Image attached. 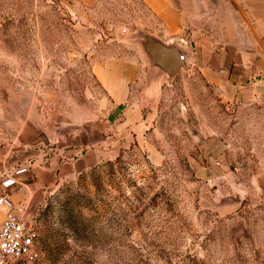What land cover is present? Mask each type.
Instances as JSON below:
<instances>
[{
	"label": "rangeland",
	"instance_id": "rangeland-1",
	"mask_svg": "<svg viewBox=\"0 0 264 264\" xmlns=\"http://www.w3.org/2000/svg\"><path fill=\"white\" fill-rule=\"evenodd\" d=\"M245 20L193 17L170 34L183 68L159 74L152 95L131 83L140 106L121 128L125 109L96 67L144 56L143 35L166 34L148 5L0 0V144L43 115L97 119L121 139L113 158L48 194L41 258L15 264H264V102L242 98V61L264 65V42L220 26Z\"/></svg>",
	"mask_w": 264,
	"mask_h": 264
},
{
	"label": "crops",
	"instance_id": "crops-1",
	"mask_svg": "<svg viewBox=\"0 0 264 264\" xmlns=\"http://www.w3.org/2000/svg\"><path fill=\"white\" fill-rule=\"evenodd\" d=\"M72 1L78 6L90 7L95 6L99 0ZM143 1L164 23L165 35L150 32L163 41H167L170 34L178 31L183 33L180 29L190 25L193 17L223 16L228 19L246 20L244 23L223 21L220 26H243L254 33L257 40L264 42V0ZM201 3H205V6ZM141 51L143 53L140 47ZM143 54L144 56L139 55L134 59L107 58L96 67L98 78L113 99L114 107L123 106L125 109L126 117L122 118L121 128L135 125L134 115L140 106L134 98L130 99L131 83L137 79L143 82L145 80L144 91L151 95L155 94L163 83V79L151 73V59L146 52ZM242 66L243 101L264 102V78L247 82L249 73H264V65H251L242 61ZM101 122L97 119L78 120L66 116L51 119L43 115L42 120L36 119L20 128L12 142L0 144V169L12 170L14 167L27 165L29 171L14 179L1 178L0 195L7 194L15 204L27 207L31 213H39L49 193L65 182L78 179L81 174L117 154L121 145L120 136L116 130L112 132L110 128L104 129ZM114 122L119 123L118 120ZM8 211L9 208L5 205L0 207V224Z\"/></svg>",
	"mask_w": 264,
	"mask_h": 264
},
{
	"label": "built area",
	"instance_id": "built-area-1",
	"mask_svg": "<svg viewBox=\"0 0 264 264\" xmlns=\"http://www.w3.org/2000/svg\"><path fill=\"white\" fill-rule=\"evenodd\" d=\"M181 58L184 56L181 54ZM29 171L27 165L12 170L0 169V179L16 178ZM5 205L9 211L0 224V264H15L20 260L37 261L41 258L39 247L40 213H31L28 208L15 204L7 194L0 195V207Z\"/></svg>",
	"mask_w": 264,
	"mask_h": 264
},
{
	"label": "water",
	"instance_id": "water-1",
	"mask_svg": "<svg viewBox=\"0 0 264 264\" xmlns=\"http://www.w3.org/2000/svg\"><path fill=\"white\" fill-rule=\"evenodd\" d=\"M140 43L151 59L152 74L158 76L162 74L164 78H172L183 68L184 61L178 46L168 44L152 34L143 35Z\"/></svg>",
	"mask_w": 264,
	"mask_h": 264
}]
</instances>
